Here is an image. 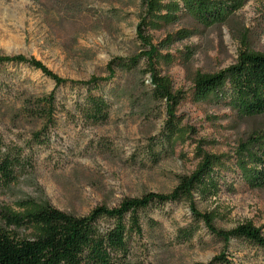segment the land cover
Wrapping results in <instances>:
<instances>
[{
	"label": "rangeland",
	"instance_id": "obj_1",
	"mask_svg": "<svg viewBox=\"0 0 264 264\" xmlns=\"http://www.w3.org/2000/svg\"><path fill=\"white\" fill-rule=\"evenodd\" d=\"M242 2L208 26L183 16L177 24L147 30L151 48H145L139 38V0H0V56L35 59L74 82L106 78L115 58L140 57L132 71L117 68L101 83L111 104L102 125L82 120L77 112L84 88L56 87L25 64H0V138L31 163L18 184L0 192V206L14 208L15 202L32 198L83 217L98 206L115 208L147 193L169 194L179 176L194 172L197 149L231 158L240 145L246 150L263 144L264 115L241 119L221 103L196 102L193 96L195 74L222 72L242 51L264 54V0ZM180 31L188 37L178 39ZM150 49L166 56L154 71L169 78L173 94L179 93L174 115L190 131L173 148L160 142L167 106L152 98ZM51 92L56 123L37 140L33 133L41 128L24 118L21 103ZM230 168L220 177L217 196L194 197L195 209L215 214L219 230L246 222L260 228L264 187L250 189ZM190 226H197L196 234L181 243L179 230ZM141 228L143 236L132 237V264H209L223 252L203 223H193L185 202L150 208ZM224 254L228 264H264L263 252L235 241Z\"/></svg>",
	"mask_w": 264,
	"mask_h": 264
},
{
	"label": "trees",
	"instance_id": "obj_2",
	"mask_svg": "<svg viewBox=\"0 0 264 264\" xmlns=\"http://www.w3.org/2000/svg\"><path fill=\"white\" fill-rule=\"evenodd\" d=\"M142 6L139 38L145 48H151L145 36L147 30H160L177 24L187 16L197 24L208 26L221 20V16L242 7V0H139ZM184 39L186 31L178 33ZM177 34V35H178ZM176 35V36H177ZM170 37L171 39L176 37ZM170 38L166 41L170 42ZM147 58L152 60L148 73H152V98L165 100L167 121L161 133V143L173 148L183 143L190 132L182 127L174 115L179 104V93L173 94L169 78H161L154 71L166 59L164 54L150 49ZM138 58L128 62L120 58L110 61L106 78H91L85 82L62 79L42 63L23 56H0V64L28 65L51 80L56 87L68 85L82 87L85 94L77 105L80 118L93 125L105 124L109 119L111 104L102 94L101 83L115 75V69L132 71ZM193 96L196 102L221 103L241 119L264 115V54L242 51L230 68L217 74H195ZM54 92L41 97H26L20 112L24 118L41 128L33 133L40 140L41 132L54 126L56 110ZM199 161L189 176H179L177 186L167 195L147 193L140 198L123 200L118 207L98 206L88 215L78 217L53 208L47 202L25 198L14 203V208L0 206V264H132V237L141 238V220L154 206L185 202L194 224L203 223L207 232L223 244V252L209 264H228L224 250L231 241L256 248L264 253V225L256 228L251 222L230 230L215 227L216 215L201 214L195 209L194 197H215L220 189V177L227 170L236 172L238 178L250 189L264 187V143L253 148L237 149L233 157L216 156L195 150ZM31 163L21 149L10 148L0 138V192L18 184L26 175ZM197 226L180 229L181 243L194 237Z\"/></svg>",
	"mask_w": 264,
	"mask_h": 264
}]
</instances>
